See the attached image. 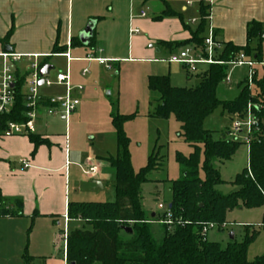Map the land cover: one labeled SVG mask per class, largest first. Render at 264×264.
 Segmentation results:
<instances>
[{
	"label": "trees",
	"instance_id": "trees-1",
	"mask_svg": "<svg viewBox=\"0 0 264 264\" xmlns=\"http://www.w3.org/2000/svg\"><path fill=\"white\" fill-rule=\"evenodd\" d=\"M161 1H164L166 10L160 18L177 15L166 0ZM204 1L201 0V21L196 30L191 31L190 39L183 42L160 41L159 45L171 51L190 44L202 47L208 16V6H205ZM262 32L263 26L260 23L249 24L247 45L240 47L223 43L224 48L217 57L229 62L240 52H245L262 62ZM95 39L96 35L93 34L88 43L90 47H94ZM80 43L77 37L71 41L73 46ZM65 49L55 44L52 55L64 53ZM46 64H49L48 61H41L39 68ZM228 70L226 64L211 65L208 71L199 75L200 83L196 87H175L169 75H151L148 78L149 90L160 93L152 116L159 119L173 116L181 124L178 135L192 148L188 156L176 153L183 177L172 182V199L167 208L172 215L173 224H164L159 237L155 236L141 202V187L149 181L148 175L157 167V145L149 156L148 163L135 171L130 150L131 139L125 131V124L139 115L121 114L118 100L112 103L111 123L118 151L116 157L102 159L115 171L116 200L114 203H69V217L83 221L84 225L71 230L67 236L68 264H264V254L253 260L248 258L249 248L259 236V230L247 232L241 242L234 240L224 248L219 242L210 241L203 234L204 226L210 223L216 224L223 231L227 214L236 208L256 209L264 206V126L250 144L248 166L232 182L237 189L229 194L217 189L225 181L219 169L213 166V161L230 160L242 144L231 139H213L212 131L204 127L205 120L219 106L223 112L233 116L242 115L251 104L253 112L264 122V70L261 77H255L254 90L244 84L235 99L221 100L217 90ZM30 74V71L16 73V103L12 113L3 116L0 134L4 132L8 122L27 120L24 116L27 107L23 88ZM30 140L34 143L35 150L47 143L34 134L30 135ZM23 215L22 200L9 202L0 189V217ZM39 215H33L28 232L33 227L34 218ZM159 215L155 214V217ZM166 215L164 212L160 217L166 218ZM261 225H264V216ZM126 228H131L132 231H126ZM122 233L129 238H125ZM28 247L27 240L22 256L23 264H44L43 258L35 263L36 259L29 254Z\"/></svg>",
	"mask_w": 264,
	"mask_h": 264
},
{
	"label": "crops",
	"instance_id": "crops-1",
	"mask_svg": "<svg viewBox=\"0 0 264 264\" xmlns=\"http://www.w3.org/2000/svg\"><path fill=\"white\" fill-rule=\"evenodd\" d=\"M166 1L177 15L160 18L166 10L164 1L162 2L163 9L152 18H148L147 13L145 16H141V11L134 17L131 14L128 20L129 33L131 28H135L139 32L140 30L144 31V36L130 33L132 36L130 35L127 49L117 52L118 37L116 35H118L119 28L116 24L117 13L114 7L108 9V15H105L98 6V0L90 7L88 0H77L76 9L75 0H0V53L13 52L24 55L22 60L17 63L15 73L23 74L30 71V66L35 59L28 57L29 55H41L42 57L38 58L39 64L46 60L53 65L51 58H63L66 71L67 60L61 55L63 53L52 55L55 44L65 47V52L69 51L74 58L70 62V81L74 88L72 94L79 98L80 104L72 115L78 117L84 88L76 89L79 82L73 71L74 62L93 63L96 65V70L102 72L109 70L112 64L123 60H163L157 59L155 54L162 53V51L171 54L173 51L159 45L160 41L183 42L191 38V31L196 30L201 21V0ZM146 2L148 1L144 0L143 5ZM204 4L208 6L205 38L213 29L216 33L215 36L222 43H231L242 47L247 45L249 24L260 23L264 32V0H205ZM108 19L112 22L109 26H103V23H106ZM91 21H95L94 47H90L88 43L85 44L80 39V34ZM76 37L80 39L81 43L75 46L71 44L68 50V43ZM92 55H96L93 58L108 60V67L101 65L96 60H87ZM262 63L263 65L256 66V69L264 67V43ZM1 65L2 58L0 57V67ZM89 74L90 70L88 74L83 75L82 72L81 75L87 77ZM53 86L60 88L62 92L44 93L41 89L44 100L52 96L64 95L66 92L65 85L54 84ZM104 106V110L109 112L111 120L112 102H105ZM55 117L58 116L48 115L44 110L39 114L34 135L40 136L47 143L40 145L36 150L30 136L0 137V189L7 201L22 200L24 214L20 217H0L1 248L6 252L15 248L19 254H23L28 240V252L35 257V263L43 258L44 264H66V239L70 231L73 230L70 225L77 226L74 229L84 225L83 221L71 219L68 215L70 202H83L69 198L70 183L73 182V185L76 186L79 183V175L82 177L91 176L93 180L102 183L103 188L98 190H103L106 182V174L103 169L108 171L110 167L109 163L102 158L95 161L88 157L83 165L76 157L72 159L68 134L57 136L52 133L55 124L51 120H55ZM60 121H65V119L60 116ZM23 160H29L31 166L26 168L22 163ZM72 166L77 167L80 172L78 170L73 172ZM91 166H97V172L86 174L85 171ZM95 190L97 189L92 191ZM75 192L78 195V191L75 190ZM143 210L146 214L144 208ZM231 212L227 214V226L229 225L228 216ZM35 213L40 215L34 218L33 227L28 232ZM159 213L160 211L153 210L151 217H155L153 214ZM65 217H68V220ZM61 222H63L64 240V257L62 259L45 255L51 254L53 238H55L56 230L61 228ZM238 224L248 223L239 222ZM65 232L66 239H64ZM14 239L19 241L12 245Z\"/></svg>",
	"mask_w": 264,
	"mask_h": 264
},
{
	"label": "rangeland",
	"instance_id": "rangeland-1",
	"mask_svg": "<svg viewBox=\"0 0 264 264\" xmlns=\"http://www.w3.org/2000/svg\"><path fill=\"white\" fill-rule=\"evenodd\" d=\"M95 1L88 0V6H93ZM143 1L98 0V6H100L105 15H108V9L111 7H114L117 13L116 24L119 28L118 35H116L118 37L117 52L126 50L128 43H130L131 34L129 33L128 20L131 14L134 17L135 14L144 10L148 18H152L163 9L161 0H147L148 2L144 5ZM76 6L77 0H75V9ZM111 22L108 19L106 23H103V26H109ZM135 35L144 36V31L140 30ZM198 48H204V43L202 47ZM180 52L181 49L173 51L171 54L162 51V53L155 54L157 59H163L157 61H118L117 64H112L109 70L102 72H98L96 65L93 63L74 62L72 67L79 82L76 86L84 88L79 111L80 115L78 117H75V115L70 116L68 122L60 121V116L55 117V120H51L55 124L52 133L57 136L68 134L72 159L76 157L83 165L88 157L97 161L98 158L116 157L117 155L115 130L111 123L109 112L104 110L105 102L113 103L118 100V109L121 114L137 113L139 115L136 120L129 122L125 126V131L131 139L130 150L135 171H138L148 163L149 156L155 145H157L159 154L155 163L157 167L148 175L149 181L141 187L142 207L146 211V218L152 223L156 237L162 234L164 227V224L160 222L163 220L160 216L164 210L160 209L158 205L162 203L165 208L168 206L172 199V182L183 177L182 167L176 160V153L180 152L188 156L192 152V148L178 135L181 130L180 123L173 116L169 119H159L152 116L158 105L160 93L149 90L148 78L151 75H169L171 83L175 87H196L200 83L199 75L204 74L210 68L207 65H198V72L191 73L185 65L167 61L171 56H178ZM91 57H96V55ZM50 60L54 65V69L51 71V78H55L58 73L65 71V60L59 57H53ZM228 67V75L231 82L224 80L220 83L217 95L221 100L235 99L249 75V68L246 66ZM86 68L90 70V74L87 77H82L81 74ZM263 70L264 67H258L256 77H261ZM189 73L191 76H189ZM42 91L44 93L62 92L60 88L55 86L50 89L44 87ZM232 122V115L228 112H223L222 107L219 106L205 120L204 127L212 131L213 139L215 140L229 139L227 132ZM241 144L230 160L221 161L215 159L213 161V166L219 169L222 179L225 181L224 184L217 186V189L224 194H229L237 189L232 182L236 175L248 166L249 150L246 144ZM72 170L73 172L74 170L79 171L75 166H72ZM103 170L106 174L105 188L103 190L92 191L94 188L91 183L93 178L79 175V183L76 186L73 185V182L70 183L69 198L83 202L114 203L116 192L113 183L116 180V174L111 167H109L108 171H106L107 169ZM75 190L78 191V195H76ZM153 210L156 212L160 211V215L151 217ZM263 216L264 206L256 209L236 208L228 216L229 225L222 226L223 231L219 230L216 225L208 232V239L219 242L224 248L234 240L241 242L247 232L252 233L255 230H259V236L251 244L248 251L249 260H253L255 257L264 254V225H261ZM239 222L248 224H238ZM70 227L74 229L77 226L71 224ZM231 232L235 233L234 240L230 238ZM122 235L125 238H129L124 233ZM16 241L19 240L14 239L12 245ZM1 246L2 243H0V264L24 263L23 254H19L15 248H12L10 252H6ZM45 255L60 259L64 257L63 224L60 229L56 230L51 254Z\"/></svg>",
	"mask_w": 264,
	"mask_h": 264
},
{
	"label": "built area",
	"instance_id": "built-area-1",
	"mask_svg": "<svg viewBox=\"0 0 264 264\" xmlns=\"http://www.w3.org/2000/svg\"><path fill=\"white\" fill-rule=\"evenodd\" d=\"M146 12L142 10L141 16H145ZM194 21V20H193ZM139 30L135 28L130 29V33H138ZM262 38L264 39V32L262 33ZM71 47V42L68 43V50ZM224 44L217 39L214 34L213 29L210 30L209 35L204 40V48H198L193 45H188L185 48H181V52L178 56H171L167 59L170 63H179L188 67L191 73L198 72V65H222L226 64L230 67L232 66H246L249 68V75L245 79L244 84L248 86L249 89L255 87V77L257 75L256 66L263 65L262 62H258L253 55H248L245 52H240L232 61L224 62L221 61L217 56L223 50ZM67 60V70L60 72L56 75L54 79L51 78V72L44 77L39 74V62L38 58L41 55H29L28 57L34 58V62L30 66L31 74L28 77L26 84L24 86V97L27 110L24 113L26 121L24 122H8L6 129L0 137H13V136H30L36 132V121L39 114L44 110L48 115L51 116H62L65 121L68 122L70 116L76 111L80 104L79 98L73 96V86L71 85L70 76V62L74 60L69 51L61 54ZM2 58V65L0 67V124L3 116L12 113L15 103H16V65L19 63L24 55L13 53V52H2L0 53ZM87 60H96L101 65H107L108 60L103 58H93L88 57ZM89 73L86 68L83 70V75ZM44 80L43 85H40V81ZM227 82H231L230 76L227 73L225 78ZM54 84H60L66 86V92L64 95L52 96L47 100L43 99L41 94V89L44 87H50ZM76 89L82 90V86H77ZM233 122L230 128H228L229 139L241 142L247 145L250 151V144L252 140L257 136L258 132L264 126V122L261 121L252 110L251 104L248 105L245 113L242 115H233ZM23 165L27 168L31 166L29 160H23ZM97 166H91L85 171L86 174H95L97 172ZM159 208L167 213L166 218L160 221L163 224L171 225L172 215L170 210L165 205L160 203ZM68 220V217H65ZM226 225V224H225ZM224 225V226H225ZM216 224H207L203 228V234L207 235L208 232L214 228ZM64 239H66V232ZM66 251V250H65ZM65 261H67V254H65Z\"/></svg>",
	"mask_w": 264,
	"mask_h": 264
},
{
	"label": "water",
	"instance_id": "water-1",
	"mask_svg": "<svg viewBox=\"0 0 264 264\" xmlns=\"http://www.w3.org/2000/svg\"><path fill=\"white\" fill-rule=\"evenodd\" d=\"M94 25H95V21H91L89 23V25L87 26V28L80 34V39L83 43H89L91 37L93 36L94 34ZM54 69V66L51 65V64H46L45 66H43L42 68H40L39 70V74L41 77H44L45 75H48L52 70ZM44 83V80L42 79L40 81V85H43ZM92 184L94 185V188L93 189H102L103 188V185L100 181L98 180H93L92 181ZM153 216H155V214H153ZM126 231H132L131 228H126L125 229ZM230 238L232 240H234L235 238V234L234 232H231L230 234Z\"/></svg>",
	"mask_w": 264,
	"mask_h": 264
}]
</instances>
